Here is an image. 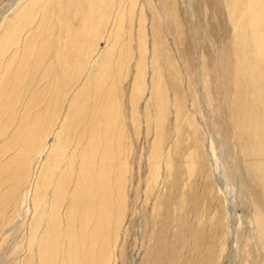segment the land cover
Wrapping results in <instances>:
<instances>
[{"label":"rangeland","instance_id":"1","mask_svg":"<svg viewBox=\"0 0 264 264\" xmlns=\"http://www.w3.org/2000/svg\"><path fill=\"white\" fill-rule=\"evenodd\" d=\"M33 1L0 0V264H264V63L230 0H136L108 59L124 1L68 53L67 0Z\"/></svg>","mask_w":264,"mask_h":264},{"label":"bare ground","instance_id":"2","mask_svg":"<svg viewBox=\"0 0 264 264\" xmlns=\"http://www.w3.org/2000/svg\"><path fill=\"white\" fill-rule=\"evenodd\" d=\"M40 1L42 0H34L32 2V6H37L40 9ZM56 4L58 12H61V9L63 8L64 4H61L60 0ZM64 1V0H63ZM124 1L125 5L122 9L116 11L119 15V21H115V25L110 32V34L105 38L104 40V47H105V54L104 57L106 59L110 58L112 55L114 47H116V43L118 42V37L122 34L124 31L123 25H122V19L123 17L130 16L132 15L133 11V5L136 0H121ZM103 0H67L66 7L69 11H67V22L71 23H76L77 21V26L78 29L73 33L67 34L68 36V41L67 45L65 47L64 52L68 53L71 52L72 50H79V52H82L83 48L86 45V41L83 38V32L81 31V23H79V20H83L88 14L91 13H96L101 7V3ZM107 2V1H106ZM229 2V1H228ZM46 5V4H45ZM63 5V6H62ZM115 6V0L111 2L108 5V9H114ZM53 7V6H52ZM29 8V7H28ZM31 8V7H30ZM47 8V7H46ZM53 9V8H52ZM229 13L230 16L232 17V21L234 24H236L239 27V31H241L242 36L247 39V43H250V47L253 50L252 54L258 59L259 62L262 64L264 63V0H230L229 2ZM105 10V9H103ZM25 12V11H24ZM31 12V11H30ZM41 12V11H40ZM115 12V13H116ZM48 13V12H46ZM103 13V12H102ZM63 14V13H62ZM61 15V14H60ZM115 15V14H113ZM105 16V15H104ZM55 17V16H54ZM117 17V16H116ZM21 18L24 19L25 21L28 22L29 20L35 21V18L32 17V13H24L21 15ZM58 18V17H57ZM60 18V17H59ZM112 18V16L110 17ZM130 18V17H129ZM56 19V18H55ZM61 19V18H60ZM97 19V18H96ZM45 18L43 16H40V20H38L36 26L33 28V25L30 27V30L32 32L37 33L40 35V33L43 30H47V37L48 34H50V27L46 26V22H44ZM65 21V20H64ZM98 21V20H97ZM59 22V21H58ZM62 22V21H61ZM108 22V21H107ZM112 22V20H111ZM49 23V22H48ZM51 23V22H50ZM90 23V22H89ZM92 23V22H91ZM59 24V23H57ZM124 24V23H123ZM24 26V23L22 24ZM61 25V24H60ZM94 25V24H93ZM111 25V24H110ZM12 26V25H11ZM87 26V25H86ZM99 26V25H98ZM28 27V26H26ZM126 27V26H125ZM13 32L17 35L22 31V26L20 25H15L13 28ZM93 31V34L95 35L94 28H90ZM57 30V29H56ZM110 30V29H109ZM68 31V30H67ZM73 31V30H72ZM9 32V31H7ZM60 32V31H59ZM64 32V31H63ZM106 32V31H105ZM13 33V34H14ZM128 33V32H127ZM12 35L11 37L7 36L4 37V44H10V42L15 41V39H12L14 36ZM59 34V33H58ZM61 34V33H60ZM99 34V33H98ZM108 34V33H107ZM8 35V34H7ZM96 36V35H95ZM106 36V35H105ZM28 37V36H27ZM30 37V36H29ZM56 37V36H54ZM121 37V36H120ZM237 37V36H236ZM20 38V37H19ZM40 39V38H39ZM61 39V38H60ZM12 40V41H11ZM30 41V40H29ZM28 41V42H29ZM89 41V40H88ZM129 41V39H128ZM90 42V41H89ZM94 42V41H93ZM120 43V42H119ZM16 44V43H15ZM14 44V45H15ZM33 44V43H32ZM35 44V42H34ZM118 44V43H117ZM247 44V45H248ZM17 45V44H16ZM22 46V45H21ZM17 47V46H14ZM119 47V46H118ZM249 47V49H250ZM30 48V47H29ZM40 48V47H39ZM49 49V48H48ZM119 49V48H118ZM86 50V49H85ZM63 51V50H62ZM246 51V50H245ZM251 51V50H249ZM25 52V51H24ZM40 52V51H39ZM43 54L42 52H40ZM51 53V52H50ZM115 53V52H114ZM22 54V52H21ZM33 55V53H32ZM35 57V56H34ZM38 57V56H37ZM72 59V58H71ZM42 60V56L38 57V65L37 67L40 66V62ZM256 62V61H255ZM30 67V66H29ZM73 68V67H72ZM37 69V68H36ZM30 71V70H29ZM263 71V70H262ZM28 75V74H27ZM24 76V74H23ZM40 77V76H39ZM260 78V77H259ZM34 82V81H33ZM32 83V82H31ZM38 83V82H37ZM34 85V84H33ZM41 86V85H40ZM39 86V87H40ZM23 88V87H22ZM27 90V89H26ZM42 90V89H41ZM58 91V90H57ZM31 92V91H30ZM47 92V91H46ZM50 92V91H49ZM52 92V91H51ZM19 93V92H18ZM21 93V92H20ZM19 93V94H20ZM17 94V93H16ZM18 94V95H19ZM42 94V93H41ZM50 94V93H49ZM44 96V95H43ZM49 96V95H48ZM39 97V96H38ZM46 99V98H45ZM43 100V99H42ZM36 101V100H35ZM44 102V100H43ZM25 103V102H24ZM47 104V103H46ZM5 105V104H4ZM37 107V106H36ZM11 109V108H10ZM15 109H17L15 107ZM19 112V111H18ZM21 112V111H20ZM6 114V112H4ZM42 113V112H41ZM16 115V114H15ZM20 115V114H19ZM3 116V115H2ZM1 116V117H2ZM11 116V115H10ZM4 117V116H3ZM8 122V121H7ZM91 198L90 195H87V199ZM75 206V205H74ZM89 260V259H88Z\"/></svg>","mask_w":264,"mask_h":264}]
</instances>
